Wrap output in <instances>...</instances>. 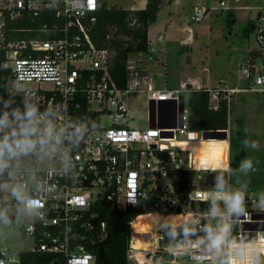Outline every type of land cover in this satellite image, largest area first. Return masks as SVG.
Masks as SVG:
<instances>
[{"label":"built area","instance_id":"built-area-1","mask_svg":"<svg viewBox=\"0 0 264 264\" xmlns=\"http://www.w3.org/2000/svg\"><path fill=\"white\" fill-rule=\"evenodd\" d=\"M102 2L0 0V50L4 51L0 69L8 72V82L16 86L50 84V89L18 88L15 91L22 100L27 97L37 102L41 112L54 109L59 124L78 119L88 126L84 140L70 152L67 170L58 157L44 160L24 157L19 178L13 176L9 180L7 175L0 177V183L9 185L24 180L22 186L26 187L29 195L42 203L43 207L36 215H24L27 223L21 226V231L31 241V248L26 251L54 255L55 260L51 264H96L91 246L106 237L105 223L98 221L103 205L117 211L129 209L133 214L160 206L167 211L180 209L184 212L172 183L173 173L188 171L196 177L188 187L187 203H208L204 194L210 189L198 186L196 181L205 174L210 182H214L218 172L226 173L227 170V165L222 169L212 166V163H196L194 152L181 145L200 142L205 133L189 130L185 84L177 89H156L141 65L134 66L133 62L127 61L126 85L123 89L116 86L108 70L107 51L97 49L90 37ZM220 5L224 6L223 1ZM206 13L203 7H193L191 21L200 22ZM27 19L41 22L38 27L27 29L11 25ZM252 26L258 47L254 49L255 58H250V64L244 70L250 80L249 87L239 91L264 96V10L258 15L257 24ZM14 33L41 34L50 38L10 39ZM163 41L160 33L154 43L147 38L146 52L141 54L154 55ZM141 84L144 85L142 90L138 89ZM208 91L209 108L217 110L220 92H224L226 101L230 102V93L238 90ZM133 93L146 95L148 109L150 101L153 102L154 128L150 127L149 112L145 129L131 126L128 105ZM158 123L162 126L158 127ZM5 192L10 194L7 190ZM153 200L156 201L152 204ZM254 202V197H247L248 215L235 222L238 240L251 239L253 235L255 240L260 237L264 240V211L257 209L258 212L252 213ZM209 210L208 203L204 213L187 215L203 226L208 223ZM136 217L132 215L128 224L129 264H137L138 252L148 255L146 264H153L157 251L171 256L173 261L184 257L192 261L190 255L177 254L170 248L181 242L182 236L165 246V234H160L161 246L155 241L152 243L154 250H134L132 243L135 238L151 239L153 235L133 233L131 225ZM198 235H203V232ZM195 239L193 236L192 240ZM0 260L21 264L19 253L8 255L7 249L0 250Z\"/></svg>","mask_w":264,"mask_h":264},{"label":"rangeland","instance_id":"rangeland-1","mask_svg":"<svg viewBox=\"0 0 264 264\" xmlns=\"http://www.w3.org/2000/svg\"><path fill=\"white\" fill-rule=\"evenodd\" d=\"M223 1L224 6L220 5ZM142 6V2L135 0H106V8L133 9ZM203 7L206 15L200 22L191 21L193 7ZM264 10V0H171L166 1L160 8L156 21L148 29L151 43L155 42L160 33L164 37L163 43L154 55L141 53L128 54L127 61L132 65H141L148 78L153 81L156 89H177L182 83L192 82L202 89L231 90L236 86L238 91L230 93L231 113L228 117L229 142L228 164L231 170L239 168L240 162L250 157L254 162V170L247 176L235 172H228L227 179L231 186L239 187L247 184V196L256 195L264 191V96L258 93L243 92L249 87L250 80L246 78L244 70L250 64L249 53L258 46L255 42L256 31L243 38V31L250 25L257 24L258 15ZM232 13L234 23H227V14ZM134 65V66H135ZM140 67V66H139ZM191 85V84H190ZM193 87V86H192ZM6 88L15 91L18 88L50 89V84L34 85L23 84L16 86L8 82ZM140 90L144 85L139 86ZM184 95V94H183ZM131 126L139 130L147 125L148 103L145 94H132L128 105ZM217 132V131H215ZM203 133L202 140L224 137L219 133ZM259 142V148L254 150L245 148V140ZM225 141L209 142L211 146ZM208 175L201 174L196 181L198 186L212 190L215 185L210 182ZM196 177H194V180ZM14 202L10 194L0 191V206L12 207ZM208 217V216H207ZM187 218V216H186ZM187 220V219H186ZM185 220V222H186ZM210 221V220H209ZM208 221V222H209ZM214 223V221H212ZM24 215L13 216V223L8 226L0 225V250L7 249L8 255H16L31 248V241L24 237L21 226L26 224ZM170 225L169 222H163ZM146 229H144L145 231ZM143 231V232H144ZM168 228L163 227L157 233L145 237L144 245L135 246L134 250L150 251L154 241L166 233ZM147 233H151L148 231ZM162 234V235H160ZM155 245V244H154ZM152 247V248H151ZM153 258V264H193L188 257L173 261L167 254L158 251ZM167 256V257H165ZM148 255L137 253V264H146ZM227 259V257H225Z\"/></svg>","mask_w":264,"mask_h":264},{"label":"clouds","instance_id":"clouds-1","mask_svg":"<svg viewBox=\"0 0 264 264\" xmlns=\"http://www.w3.org/2000/svg\"><path fill=\"white\" fill-rule=\"evenodd\" d=\"M0 177L8 176L9 180L19 178L24 157H36L38 160L59 158L67 170L70 166L72 149L84 140L88 126L78 119L59 124L55 110L41 112L39 104L25 97L16 104L14 97H0ZM227 143V141H225ZM245 148L258 149L259 142L245 140ZM254 170V162L248 157L243 159L235 172L247 176ZM21 183H0V191L7 190L14 202L12 207L0 206V225L13 223V216H33L43 207L42 203L29 195ZM210 210L207 215L211 221L203 226L199 221L171 224L169 235L183 240L172 246L177 254L190 255L193 264H264V244L254 247L257 241H242L232 238L233 224L239 218L248 215L247 184L239 187L230 185L223 171L218 172L212 190L205 193ZM253 206L264 211V191L257 194ZM132 202V198H130ZM203 232V235H198ZM196 236L193 241L192 237ZM227 257V259H225ZM0 264H11V261L0 260Z\"/></svg>","mask_w":264,"mask_h":264},{"label":"trees","instance_id":"trees-1","mask_svg":"<svg viewBox=\"0 0 264 264\" xmlns=\"http://www.w3.org/2000/svg\"><path fill=\"white\" fill-rule=\"evenodd\" d=\"M167 0H146L144 9L139 10H123L116 8H106V0H103L102 7L97 13V21L94 25L90 37L94 46L99 50H106L108 53V70L111 78L116 86L123 89L126 85V63L130 53H144L147 49V33L148 28L156 19L161 6ZM232 13L227 14V23H234ZM41 20L27 19L24 21L14 22L13 28L27 29L30 27H38ZM252 25L248 26L242 34V37H248L253 31ZM10 39H29L47 40L45 35H29L14 33L9 36ZM250 58H255L253 51L249 53ZM4 60V51L0 50V65ZM9 81L8 72L0 69V97L8 99L14 97L16 104H20L22 96L16 91L10 92L6 88ZM186 107L188 115V126L192 132H215L225 131L228 128V117L230 114V102L225 99L226 94L219 93L218 108L212 110L209 108V91L205 89H194L191 85H186ZM2 107V105H0ZM84 110V108H83ZM189 147L194 152V161L196 163H212V166H218L222 169L227 165V143L222 142L221 148L217 151L207 141H192L190 143L181 144ZM217 161V162H216ZM172 183L178 193L181 205L185 208L182 212L180 209L175 211H167L165 207H152L145 213L135 212L134 214L141 216L134 221V228L137 230L149 229V219L151 215L148 213H158L162 215H187L188 213H204L208 203L193 201L186 202L188 187L194 180V175L188 171H179L171 175ZM255 201L258 199L256 196ZM153 200L152 204L155 203ZM249 203H247V209ZM100 211L98 221H104L105 234L104 241L96 242L91 246L92 252L96 256V264H129L127 260V239L129 237V221L132 215L131 210L117 211L103 205ZM252 213L258 212L257 208L250 210ZM146 230V233L148 232ZM233 239H237L236 224H233L231 233ZM21 264H51L55 260L54 255L46 253H38L35 251L19 252Z\"/></svg>","mask_w":264,"mask_h":264},{"label":"bare ground","instance_id":"bare-ground-1","mask_svg":"<svg viewBox=\"0 0 264 264\" xmlns=\"http://www.w3.org/2000/svg\"><path fill=\"white\" fill-rule=\"evenodd\" d=\"M144 215H147V214H142V215H139L136 217V219L140 218L141 216H144ZM148 215H151L148 223H149V229H150V232L153 234V233H157L158 231H160L163 227H166V228H170V225L171 224H176L177 225V228H179V225L185 223V220L186 222L188 221H192V217L190 215H171V214H168V215H162V214H158V213H148ZM187 216V218H186ZM135 219V220H136ZM206 219L209 221H211V218L210 217H206ZM134 220V221H135ZM134 221L131 225V228H132V231L134 234H138V235H145V234H149V233H146V230L148 231V229H146L145 231L144 230H137L134 228ZM209 221V222H210ZM163 222H169L170 225H166L164 224ZM212 222V221H211ZM144 231V232H143ZM144 240H145V237H138V238H135L134 242L132 243V247L134 248L135 246H141V245H144ZM155 242V241H154ZM152 245V244H151ZM261 244H255L254 247H260ZM153 247V246H152ZM151 247V248H152ZM155 248V247H154ZM147 251V250H146Z\"/></svg>","mask_w":264,"mask_h":264},{"label":"crops","instance_id":"crops-1","mask_svg":"<svg viewBox=\"0 0 264 264\" xmlns=\"http://www.w3.org/2000/svg\"><path fill=\"white\" fill-rule=\"evenodd\" d=\"M135 1H137V2H142V6H140V7H135V8H133V9H128V10H139V9H144L145 8V5H146V0H135ZM167 1H171V0H167ZM150 27V26H149ZM149 29V28H148ZM147 38L149 39V37H148V33H147ZM150 40V39H149ZM151 83H152V85H154L153 84V81L151 80ZM182 84H184V83H182ZM181 84V85H182ZM191 84V86H193V88L194 89H197V90H199V89H202L201 88V86H198V85H195V84H193L192 82H189L188 83V85H190ZM165 89V88H164ZM233 89H236V86H233ZM237 90V89H236ZM230 113H231V111H230ZM229 126V125H228ZM214 133V132H213ZM215 133H219L220 135H222L223 137H224V135L225 134H227L228 135V137L226 138L227 139V143L229 142V127L227 128V130H225V131H217V132H215ZM225 138H221V139H218V140H216V139H214V138H206L205 140H202V141H207V142H216V143H219L220 144V141L221 140H226ZM219 144H217V145H214L213 147L217 150V151H219L220 150V148H221V146H219ZM227 149H228V147H227ZM228 159V158H227ZM229 172V164H228V160H227V170H226V173H225V175H226V177H227V173ZM248 196H251V197H256V195H248ZM247 196V197H248ZM258 196V195H257ZM255 241H257V243L256 244H264V240H263V238L262 237H260L258 240H255ZM175 264H176V262H175Z\"/></svg>","mask_w":264,"mask_h":264},{"label":"water","instance_id":"water-1","mask_svg":"<svg viewBox=\"0 0 264 264\" xmlns=\"http://www.w3.org/2000/svg\"><path fill=\"white\" fill-rule=\"evenodd\" d=\"M251 30H253V26L251 27ZM182 101H183V98H182ZM163 103V102H161ZM148 112H149V119H150V127L151 128H154V122H153V117H154V104L152 101H150L149 103V109H148ZM161 123H158V127H161ZM172 127H175V125H172ZM242 218V217H241ZM263 218H264V215H263ZM264 229V228H263ZM180 229L177 228V231H179ZM170 231V228H168V232L166 233V246L170 245L174 239L168 234ZM255 235L252 236L251 239H243V241H255Z\"/></svg>","mask_w":264,"mask_h":264}]
</instances>
